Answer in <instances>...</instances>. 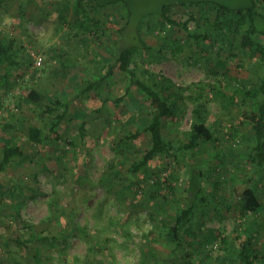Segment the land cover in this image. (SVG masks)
<instances>
[{"label": "rangeland", "instance_id": "1", "mask_svg": "<svg viewBox=\"0 0 264 264\" xmlns=\"http://www.w3.org/2000/svg\"><path fill=\"white\" fill-rule=\"evenodd\" d=\"M74 1L0 0V37L9 36L24 47L20 54V67L10 71L9 84L0 90V120L6 119L16 125L8 135L14 136L29 157L19 161V166L12 173L0 177V186L8 191L7 196L0 198V208L13 203V200H25L21 210L22 221L14 222L6 215L0 217L3 222L0 227V264H9L12 256L23 264H36L34 254L38 249L45 264H185L184 258H170L165 241L158 236L160 225L170 218L159 217L156 205L160 202L150 196L152 180L161 176L160 179L167 182L175 168L180 174V183H173L167 190L171 195L166 202H169V213L173 216L185 202V165L203 164L206 156L212 158L211 164L216 167L213 172L216 180L229 178L230 196L232 191L236 197L237 192L248 184L255 186L262 201L259 221L264 223V170H257L251 161L252 135L243 138L244 135L239 134V145L233 152L229 148L234 143L227 134L232 127H240L241 134L248 133L243 123L244 114L239 110L241 96L233 95V100L239 104L230 107L228 112L226 101L217 95L219 90L236 93V84L231 79L240 77L248 80L250 85L254 84L250 65L256 58L239 52L237 48L232 51L227 45L220 49L218 44L211 49L210 37L199 43L188 40L182 28L162 31L158 10L164 3L180 0H128L126 5L117 3L93 7L88 10V16L99 21V25L91 30L72 24L70 16ZM214 1L230 5L245 2ZM169 15L181 22L188 20L190 15L195 16L196 21H190L189 29L200 33L216 18L212 3H178L170 9ZM258 26L264 30V20L259 19ZM120 28L124 29L122 37L117 35ZM141 38L152 49H144L135 64L140 70L171 78L178 86L202 83L206 97L203 102L211 99L208 123L220 130L222 137L216 145L180 153V163L155 159L149 167L153 175H150V181L144 180L141 185L123 192L122 188L137 180L130 168L140 159V149L150 147L149 134L141 123L150 121L155 104L146 100L137 87H132L127 94L128 76L119 66L115 67L112 79L97 82L92 93L79 96L78 81L82 78L96 81L106 74L107 68L100 65L101 57L106 55V50L116 48L118 39L126 47L141 45ZM259 41L264 44V36L259 37ZM178 42L182 50L177 47ZM31 50L44 56L41 67H34ZM221 61L226 63V68L221 66L222 69L217 70ZM217 80H222L221 84ZM28 87L58 96L69 106V115L81 110L86 113L84 119L80 116L63 122L50 145L36 147L30 144L28 125H42V119L35 107L24 103L23 107L17 106ZM191 92H185L184 116L166 129V136L174 141L183 142L184 133L196 121V104L190 98ZM108 97L106 107L100 111ZM134 100H138L141 106L133 105ZM81 120L86 122L85 137L80 132ZM126 134L132 137L127 138ZM61 150L68 151V154ZM111 163H116L118 176L108 174ZM20 177L22 182H19ZM139 178L142 179V173ZM21 183L24 186L23 197ZM207 187L212 190V186ZM246 223L238 210L227 209L207 223L204 230H214V240L198 245L200 251L197 255L203 261L213 263L225 253L226 238L229 249L240 251H251L254 243L262 250L260 264H264V228L260 235L251 236L249 240L250 235L245 232ZM32 230L59 242L54 248H49L41 241H29ZM64 238L67 241L64 242ZM19 241L25 244L20 246ZM6 244L11 247H5ZM189 251L193 249H187Z\"/></svg>", "mask_w": 264, "mask_h": 264}, {"label": "trees", "instance_id": "2", "mask_svg": "<svg viewBox=\"0 0 264 264\" xmlns=\"http://www.w3.org/2000/svg\"><path fill=\"white\" fill-rule=\"evenodd\" d=\"M117 3L126 5L128 4V0H75L73 2L74 10L70 16L71 22L74 26L81 29L91 30L92 28H96L99 25V21L90 18L88 10L93 7L96 9L97 7H106L107 5ZM178 3L182 5L189 3L195 5L212 3L213 9L216 12V18L207 23L204 32L191 31L189 23L191 20L196 21L195 16L190 15L188 20L181 22L169 15L170 9ZM158 11L162 31L182 28L187 33L188 40H194L199 43V41L204 40L206 37H210L211 49L218 47V44L221 45L220 49H223L227 45L232 51L234 48H237L239 52L256 58L255 63L250 65L252 69L251 73L255 80L254 84L250 85L248 80L240 77L231 79L236 84V93L230 94L224 90L223 92L219 90L217 95H219L220 99L226 101L228 112L230 107L240 103V108H238L240 114H244L243 123L248 128V133L245 132L244 134H241L240 127H232L231 131L227 132L229 138L234 142L232 145H229V148L232 151L239 145V134L240 136L244 135L243 138H246L248 134L252 135L254 147H252L250 152L251 161L256 165L257 170H264V44L259 41V37L264 36V30L258 26V20H264V0H245L244 3L240 1L233 5L214 0H180L178 2L164 3ZM86 17L88 18L87 21L85 20ZM62 19L65 20V18ZM84 20L87 22L86 25H84ZM97 29L100 30L101 28ZM123 30V28L118 29L117 35L120 34L122 37ZM140 43L141 45L134 44L123 47L122 41L118 39L116 41V48L106 50V55L101 57L102 63L98 62L107 68L105 75L98 77L96 81L87 78H82L79 81L76 79L80 87L79 96L92 93L96 83L112 79L115 67L119 66L128 76L127 94L131 92L132 87H137L146 100H151L155 104L150 121L148 123H141L149 134L150 147L146 150L140 149V159L133 162L130 168L132 174L137 176V180L131 181L128 187L122 188L121 191L123 192L141 185L144 180L150 181V175L152 174L149 167L150 163L155 159L161 158L165 161L170 160L172 161L171 163L173 161L180 163V153H187L198 148L204 149L205 146L216 145L220 143L222 137V134H219L221 131L208 123V118L211 114L209 107L211 99H206L203 102L205 87L202 86V83H193L186 87L178 86L167 76L144 69L140 70L139 66L135 64L136 61L141 58L140 56L144 53V49H152L142 38L140 39ZM177 47H181L182 50V45L179 42ZM207 49L206 47L205 50ZM23 50L24 47L15 39L5 35L0 37V90L6 88V85L9 84L8 77L10 71L20 67L21 63L19 59ZM233 54L231 53V55ZM221 66L226 68V63L224 61L218 63L217 70L222 69ZM63 67H65V64ZM217 81H219L218 84L222 82V80ZM209 86L213 89L212 85ZM197 88L198 91L196 90ZM188 90L192 91L190 98L196 104L194 107L196 121L191 125L190 130L184 133V141L180 140L178 142L166 136V129L169 128L170 124L178 122L184 116L186 112L184 105L187 99L185 92ZM199 91H202L203 94ZM233 95L234 97L237 95L241 96L239 103L236 104V101L233 100ZM105 99L103 106L99 108L100 111L106 107L109 97ZM23 103L38 109L40 118L42 119V125L29 123L27 128L29 143L36 147L50 145L54 141V133L63 122L74 120L80 116L84 119L86 115L81 110L75 112L72 116L69 115V106L61 98L50 95L36 87H28L26 94L17 101V106L23 107ZM133 105L139 107V101L134 100ZM79 125L81 126V135L85 137L86 122L81 120ZM15 126L11 121H7L6 119L4 121L0 120V147L2 151L0 177L7 173H12L19 166V161L26 158L29 159L25 148L15 141L14 136L8 135L16 128ZM125 136L127 138L132 137L131 135L128 136V134ZM61 151L68 154L66 150ZM216 159L218 160L219 158ZM211 160V157L206 156L203 164L185 165L187 166L186 189L184 190L186 195L185 202L183 207L173 216L169 213V202H166L170 200L169 195H171L167 193V190L171 189L173 183H176V185L180 183V174L175 168L174 171H171L167 182H163L160 179L161 176L152 180L153 187L151 189L153 191L150 196L153 200L157 199V202H160L159 205H156V208L159 209V217L161 219L170 218L168 222H162L157 230L158 236L165 241L170 258L173 260L184 258L185 264H260V258H263L261 255L262 250L256 248L254 243L251 251H240L234 248L229 249V241L226 238H224L227 246L225 253L217 257L213 263H207L203 261L200 255H197L200 251L198 245L203 246L205 241L210 242L214 240V230L207 229V232L204 230L207 223L221 216L227 209L238 210L243 219L247 221L245 232L249 233V240L251 236L260 235L261 230L264 228V223L259 221V216L262 215V201L255 186L248 184L243 190L236 191V197L233 196L232 191L230 192V196L227 186L229 178L226 176L225 180H216L213 176L216 167L212 166ZM59 162H62L61 158H59ZM170 164H168L169 168ZM141 173L142 179L139 178ZM108 174L118 176L119 171L117 170L116 163L109 165ZM228 174L227 172L226 175ZM103 178L105 179L106 176ZM18 179L19 182L23 181L21 177ZM209 185L212 186V190L210 191L207 187ZM26 188L30 189L29 185H26ZM23 189L24 186L21 183L20 193L22 197L24 196ZM0 190V198L8 195V191L1 186ZM221 190L223 194H220ZM233 191L235 192V189ZM229 197H232L234 201L230 200ZM12 202L11 204L6 203L1 206L0 217L6 215L7 217H11L14 222H20V220L22 221L21 210L25 200L18 199ZM2 224V219H0V227ZM29 227L32 228V226ZM29 241H41L44 245L45 243L48 244L49 248H54L59 242L56 238L49 237L43 233H36L33 230ZM65 241H67V238H64ZM19 244L23 246L25 243L19 241ZM5 247L9 248L11 246L6 244ZM190 248L193 251L187 252V249L189 250ZM34 258L36 264H45L43 254L39 249L35 251ZM9 264L23 263L12 256L9 259ZM169 264H174V262H169Z\"/></svg>", "mask_w": 264, "mask_h": 264}, {"label": "built area", "instance_id": "3", "mask_svg": "<svg viewBox=\"0 0 264 264\" xmlns=\"http://www.w3.org/2000/svg\"><path fill=\"white\" fill-rule=\"evenodd\" d=\"M30 57L32 58L34 67H41L44 63V56L35 50L30 51Z\"/></svg>", "mask_w": 264, "mask_h": 264}]
</instances>
